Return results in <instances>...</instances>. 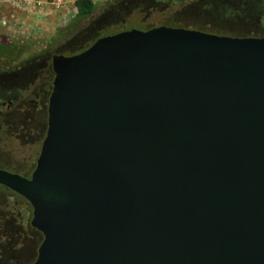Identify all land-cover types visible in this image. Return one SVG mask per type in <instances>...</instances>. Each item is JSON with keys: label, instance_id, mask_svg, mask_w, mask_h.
Returning <instances> with one entry per match:
<instances>
[{"label": "water", "instance_id": "1", "mask_svg": "<svg viewBox=\"0 0 264 264\" xmlns=\"http://www.w3.org/2000/svg\"><path fill=\"white\" fill-rule=\"evenodd\" d=\"M32 264H264V38L158 26L53 56Z\"/></svg>", "mask_w": 264, "mask_h": 264}, {"label": "rangeland", "instance_id": "2", "mask_svg": "<svg viewBox=\"0 0 264 264\" xmlns=\"http://www.w3.org/2000/svg\"><path fill=\"white\" fill-rule=\"evenodd\" d=\"M74 1L59 5L44 1L37 5L0 0V42L20 46L21 50L10 59L0 57V75L19 65L42 61L44 69L49 70L53 56L73 55L100 37L129 29L167 25L224 36L264 35L263 0H97L93 3L94 13L72 25ZM28 94L25 91L23 98ZM32 104H24L23 112L28 121L33 118L30 132L0 133V164L24 172L38 155L47 127L45 114L44 128L35 121ZM26 163L28 168L23 167ZM31 216V206L24 198L0 186V264L35 261L43 236L30 228Z\"/></svg>", "mask_w": 264, "mask_h": 264}, {"label": "flooded vegetation", "instance_id": "3", "mask_svg": "<svg viewBox=\"0 0 264 264\" xmlns=\"http://www.w3.org/2000/svg\"><path fill=\"white\" fill-rule=\"evenodd\" d=\"M160 26L192 29L183 26H167V25H160ZM231 37L264 38V35L231 36ZM44 68H45L44 61H42L41 63H36V64L19 65L17 68L11 70V72L0 75V83L2 84V86H0V133L3 130H8V131L11 130L10 131L11 134L15 133L22 135H25L27 132H30L31 126L33 127L34 125L32 124L33 118L31 116V121L30 120L28 121L27 117H25L26 114L23 113L25 108L24 104H26L27 102L33 103L32 109L34 112L33 113L34 119L36 122H40L41 128L42 127L44 128V114L46 116V124H47V106H48V98H49L50 90L48 89L47 84H44V81L45 82L47 81V75L49 70ZM4 82L5 84H3ZM25 91H28L29 93L27 98H23L24 97L23 93ZM28 124H30V127H28ZM17 137H21V136H17ZM43 139L44 137L41 139L38 155L41 149ZM1 153L2 152L0 151V154ZM38 155L36 156L35 159H33L32 163H30L31 168H29L25 172L16 170L14 168L6 167L4 164H0V167L5 168L4 171L18 174L25 178H30L34 170ZM23 167L28 168L27 163L23 164ZM9 191L13 194H16L11 190ZM30 228L32 229L31 225Z\"/></svg>", "mask_w": 264, "mask_h": 264}, {"label": "trees", "instance_id": "4", "mask_svg": "<svg viewBox=\"0 0 264 264\" xmlns=\"http://www.w3.org/2000/svg\"><path fill=\"white\" fill-rule=\"evenodd\" d=\"M74 7L76 9V14L74 16L72 25L82 22L83 20L91 16L96 10V6L95 4H93L91 0H75ZM93 42H91L88 46L78 51L77 53L84 51ZM19 47L20 46L13 45L5 41L0 42V57L10 59L12 57L18 56L21 53V50L19 49ZM77 53H73V55ZM53 77H54L53 71L49 69L46 84L50 91L52 89Z\"/></svg>", "mask_w": 264, "mask_h": 264}, {"label": "built area", "instance_id": "5", "mask_svg": "<svg viewBox=\"0 0 264 264\" xmlns=\"http://www.w3.org/2000/svg\"><path fill=\"white\" fill-rule=\"evenodd\" d=\"M19 1L27 3V4L33 3V4H37V5H39L45 1V2H51V4H53V5H59V4L65 3L67 0H19ZM91 1H93V3H94L97 0H91Z\"/></svg>", "mask_w": 264, "mask_h": 264}]
</instances>
